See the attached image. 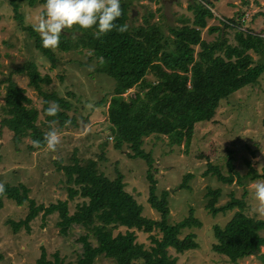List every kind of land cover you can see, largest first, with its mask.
<instances>
[{
    "label": "trees",
    "instance_id": "trees-1",
    "mask_svg": "<svg viewBox=\"0 0 264 264\" xmlns=\"http://www.w3.org/2000/svg\"><path fill=\"white\" fill-rule=\"evenodd\" d=\"M10 4L13 17L19 26L32 38L33 45L54 65V51L44 48L40 35L30 24L23 23V14L19 10L20 2L32 5L37 0H5ZM46 2V0H38ZM122 16L116 21L118 25L127 24L128 3L121 0ZM187 8L192 12L190 20L178 25L169 26L171 36L163 34L154 21L143 18L141 23L129 26L121 34L115 29L95 38L96 28L84 30L78 26L65 30L60 37L58 50H86L96 58L97 72H104L114 80L108 94L106 106L107 127L112 133V145L120 148L128 147L129 157L144 159L147 167L145 176L148 180L147 200L158 213L157 218L142 214L141 204L124 188L122 173L114 168V175H106L95 158L82 157L73 150L62 162L60 158L53 160L56 169L62 172V181L66 189V197L46 204L36 203L28 196L29 188L23 182L4 184L5 197L13 199L16 204L25 200L28 211L23 218L9 219L13 231L23 225L28 229V221L41 209L42 216L56 212L58 231L64 234L72 223L81 225L85 232L77 239L81 242V250L74 264H93L99 254L111 258L115 264H175V256L168 253V248L175 252L194 248L197 242L194 233L187 231L181 237V228L199 224L192 216V209L179 220L167 221V190L162 189L159 195L154 193L155 177L152 170V158L149 150L141 146L142 137L164 134L169 143L178 144L183 140L190 141L194 124L209 120L220 99L227 97L239 87L257 80L264 69V35L260 31L240 27L243 20L239 16H225L221 25L206 24L207 18L213 15L211 1L190 0ZM43 9L40 10V13ZM258 12V11H257ZM264 15V12H260ZM217 31L212 39H203L201 29ZM232 28V41L226 36V29ZM197 46V48H195ZM252 51L257 55L254 58ZM103 58L104 63H100ZM150 73L152 78H146ZM25 74L27 84L41 95L40 112L43 119L37 122L39 110L30 104V99L23 88L13 80V74ZM6 82L3 103L8 108V115L0 119V125L11 131L10 140L14 145L28 136L26 144L29 150L45 146L44 136L52 130L51 123L65 125L67 121L75 124V116L68 114L71 107L69 99L55 92L54 89L42 87L48 84L50 76L40 73L31 58L20 64L10 66L4 77ZM137 85V89L127 97L122 94L127 88ZM68 94H71L67 91ZM55 101L60 106L59 113L53 117L46 114L49 102ZM127 101V102H126ZM127 103V108L124 104ZM39 140L40 147H34L33 141ZM228 150V149H227ZM225 159L226 171L217 164L206 161L202 175H213L223 183L243 186L247 180L264 177V164L260 171L253 168L249 159H244L247 169L239 173L233 168L230 150ZM101 156V155H98ZM192 175L185 172L179 186H186V180ZM232 193L222 205L214 206L220 194L219 187H207L204 206L214 214L236 206L231 216L222 226L214 224L212 234L214 242L211 249L223 254L229 261H236L250 254L259 253V246L264 242V217H254L243 212L245 201ZM78 195L82 197L69 212L68 199ZM1 197V196H0ZM1 205V198H0ZM123 227V230L118 227ZM116 229L115 231H113ZM135 230L148 232L150 243L144 246L136 241ZM157 233L155 234L154 231ZM89 238L94 240V243ZM34 264H70L63 263L57 251L47 258L42 245ZM264 258V253L258 254Z\"/></svg>",
    "mask_w": 264,
    "mask_h": 264
},
{
    "label": "rangeland",
    "instance_id": "rangeland-1",
    "mask_svg": "<svg viewBox=\"0 0 264 264\" xmlns=\"http://www.w3.org/2000/svg\"><path fill=\"white\" fill-rule=\"evenodd\" d=\"M124 1L128 3L130 10L127 19L129 26L141 23L145 17L149 22L158 24L167 36H171L169 26L186 22L192 16L191 10L187 8L190 0ZM210 1L214 16L207 18V25H221L223 17L235 18L241 13L243 20L240 27L260 31L264 35V15L260 13L264 12V0ZM45 3L38 0L32 5L20 2L19 10L23 14V23L32 26L36 24ZM132 9L134 13L131 15ZM12 14L10 4L0 0V119L9 114L3 103L6 85L4 77L9 67L31 58L35 60L41 74L47 73L50 76L49 83L43 84L42 87L54 89L56 93L70 100L68 114L75 116L76 123L61 126L55 122L51 123L52 130H56L61 137L55 151L49 150L46 144L42 148L29 150L26 147L30 141L28 136L14 145L10 140L11 131L0 125V183H25L29 188L28 196L36 203L46 204L63 199L66 197V189L61 179L62 172L56 169L53 160L60 158L63 162L75 147L78 155L95 158L98 167L106 175H114V168H117L122 173L124 188L141 204L142 214L157 218L158 213L147 200V165L144 159L129 157L126 154L129 149L125 144L120 148H114L112 145V133L107 127L106 106L108 94L114 84L113 78L95 70L97 60L86 50L51 49L54 51L55 61L53 66L50 65V60L33 45L32 38L19 26ZM225 31L227 38L232 41V28ZM216 33V30L209 32L203 27L200 35L203 39H212ZM250 53L257 58L255 53ZM145 77L151 79L152 75L148 72ZM12 78L23 88L30 104L39 110L41 95L27 84L25 74L16 73ZM137 89L140 91L137 85H133L122 94L127 97ZM124 106L127 108V103ZM42 119L43 113L39 110L37 122ZM142 139L141 146L144 150H149L152 158V172L156 180L154 193L159 195L162 189L167 190V221L173 223L179 220L188 214L189 208L192 209V216L199 221V224L183 227L178 232L181 237L187 231H192L193 239L197 242L196 247L182 252L168 248V253L175 256V264H264V258L258 255L264 253V242L259 246V253L243 256L236 261H229L223 254L212 250L211 243L215 240L212 226H222L236 206L224 211L217 210L214 214L204 206L207 187L220 188V194L214 202L216 207L228 200L230 193L241 197L245 190L242 196L245 201L243 212L259 217L252 211L256 201L250 186L257 181H264V177L247 180L241 186L234 180L231 183H223L213 175L201 174L206 161L217 164L225 172L228 150L233 168L239 173H244L247 169L244 159H249L250 165L260 171L264 164V69L256 81L243 85L220 99L209 120L196 122L187 145L183 140L178 144L169 143L164 134H149ZM187 171L192 175L186 180V186L181 187L179 183ZM0 198V264H34L39 254V245L44 247L47 258H51L52 253L57 251L63 263L74 264L81 250V242L77 237L85 232L81 225L72 223L62 234L55 223L58 219L56 212L42 216L40 209L28 221V229L21 225L13 231L8 220L23 218L28 211L27 201L16 204L5 195ZM81 199L78 195L68 199V211L71 212L75 203ZM118 229L123 230V227ZM260 233L264 235L263 232ZM135 235L136 241L142 242L144 246L150 243L148 232L135 230ZM89 239L94 243L92 238ZM93 264L115 263L111 258L99 254ZM133 264H138V261L133 260Z\"/></svg>",
    "mask_w": 264,
    "mask_h": 264
},
{
    "label": "clouds",
    "instance_id": "clouds-1",
    "mask_svg": "<svg viewBox=\"0 0 264 264\" xmlns=\"http://www.w3.org/2000/svg\"><path fill=\"white\" fill-rule=\"evenodd\" d=\"M122 14L121 0H46L44 10L33 28L40 35L43 47L55 50L60 45L61 34L76 26L84 30L96 28L94 36L97 39L114 29L121 34L125 33L128 25L116 23ZM100 63H104L103 58H100ZM59 111L58 103L49 102L46 109L48 116L55 117ZM66 123L70 124V121ZM44 142L49 150L55 151L61 137L56 130H51L45 134ZM40 145L39 140L33 141L34 147ZM250 187L256 201L252 211L259 217H264V181H257ZM5 191L4 184L0 183V196Z\"/></svg>",
    "mask_w": 264,
    "mask_h": 264
},
{
    "label": "water",
    "instance_id": "water-1",
    "mask_svg": "<svg viewBox=\"0 0 264 264\" xmlns=\"http://www.w3.org/2000/svg\"><path fill=\"white\" fill-rule=\"evenodd\" d=\"M206 1H209V0H206ZM133 13H134V10L132 9V10H131V15H132Z\"/></svg>",
    "mask_w": 264,
    "mask_h": 264
}]
</instances>
